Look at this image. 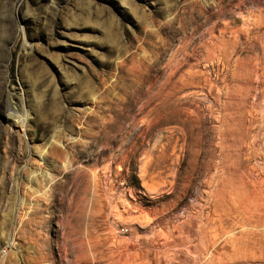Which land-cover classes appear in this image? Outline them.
<instances>
[{"label": "rangeland", "instance_id": "rangeland-1", "mask_svg": "<svg viewBox=\"0 0 264 264\" xmlns=\"http://www.w3.org/2000/svg\"><path fill=\"white\" fill-rule=\"evenodd\" d=\"M0 264H264V0H0Z\"/></svg>", "mask_w": 264, "mask_h": 264}, {"label": "bare ground", "instance_id": "bare-ground-1", "mask_svg": "<svg viewBox=\"0 0 264 264\" xmlns=\"http://www.w3.org/2000/svg\"><path fill=\"white\" fill-rule=\"evenodd\" d=\"M27 120H28V113L27 112H17V111H15V113H14V121L12 122V123H14V124H17L18 123V125L20 124L21 125V127H25V124L27 123ZM52 147L54 146V149H55V151L57 152V154H58V152H60V150L61 149H59L58 150V147H57V143L56 144H54V143H52V145H51ZM58 146H59V144H58ZM60 147V146H59ZM52 149V148H51ZM54 151V150H53ZM54 151V152H55ZM63 152V151H62ZM61 153V152H60ZM59 153V154H60ZM54 155V154H53ZM56 155V154H55ZM37 156H38V158L40 159V160H42V158H43V152H42V150H40V151H38V154H37ZM22 184V183H21ZM24 202V201H23Z\"/></svg>", "mask_w": 264, "mask_h": 264}]
</instances>
